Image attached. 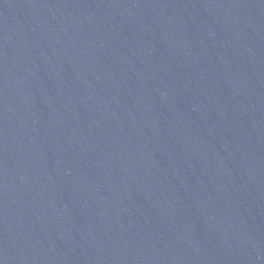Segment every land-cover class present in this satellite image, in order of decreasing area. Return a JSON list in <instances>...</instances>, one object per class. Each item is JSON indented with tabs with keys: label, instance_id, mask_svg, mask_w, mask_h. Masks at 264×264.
<instances>
[{
	"label": "water",
	"instance_id": "water-1",
	"mask_svg": "<svg viewBox=\"0 0 264 264\" xmlns=\"http://www.w3.org/2000/svg\"><path fill=\"white\" fill-rule=\"evenodd\" d=\"M0 264H264V0H0Z\"/></svg>",
	"mask_w": 264,
	"mask_h": 264
}]
</instances>
